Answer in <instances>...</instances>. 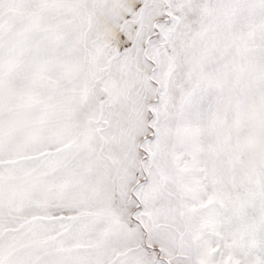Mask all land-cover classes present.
Wrapping results in <instances>:
<instances>
[{"label": "snow or ice", "instance_id": "6c2138e0", "mask_svg": "<svg viewBox=\"0 0 264 264\" xmlns=\"http://www.w3.org/2000/svg\"><path fill=\"white\" fill-rule=\"evenodd\" d=\"M0 264H264V0H0Z\"/></svg>", "mask_w": 264, "mask_h": 264}]
</instances>
